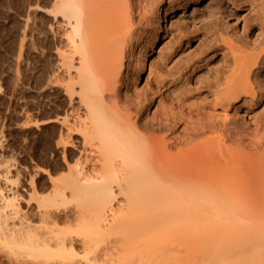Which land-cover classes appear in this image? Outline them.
I'll return each instance as SVG.
<instances>
[{
	"label": "bare ground",
	"instance_id": "obj_1",
	"mask_svg": "<svg viewBox=\"0 0 264 264\" xmlns=\"http://www.w3.org/2000/svg\"><path fill=\"white\" fill-rule=\"evenodd\" d=\"M33 1L60 42L62 171L20 190L0 159V264H264V0H242L253 42L222 5L197 12L195 84V61L154 67L164 0Z\"/></svg>",
	"mask_w": 264,
	"mask_h": 264
},
{
	"label": "rangeland",
	"instance_id": "obj_2",
	"mask_svg": "<svg viewBox=\"0 0 264 264\" xmlns=\"http://www.w3.org/2000/svg\"><path fill=\"white\" fill-rule=\"evenodd\" d=\"M233 1L199 0L192 3L183 0L180 4H169L164 0L160 7V13L165 15L161 24L167 27V31L163 32L155 51L151 52L154 67L165 69V63L172 66L192 60L195 61L192 84L198 77L205 79L209 76V70L200 67L196 61L203 35L200 27L203 22L196 14L216 4L222 5L229 15L228 25L221 26V21L216 20L223 30H234L250 42L255 41L259 36L257 27H243L244 21L252 17L248 12L249 5L242 0ZM35 3L33 0H0V159L11 166V178L18 187L22 182L20 171L34 166L54 176L60 172L61 169H57L59 172L56 173V168L63 158L60 156L63 152L55 146L59 136L65 134L60 119L67 114V100L60 85L53 82L54 77L52 86L49 81L56 62L54 49L60 46V42L56 34L43 30ZM154 20H159L158 14ZM147 71L146 64L137 82L139 87L145 82ZM262 79L264 81V73ZM262 107L259 104L250 113L242 112V119L253 120L251 116L256 118L255 112ZM75 143L68 146L73 157L80 146L79 142ZM41 182L47 186L45 176Z\"/></svg>",
	"mask_w": 264,
	"mask_h": 264
}]
</instances>
